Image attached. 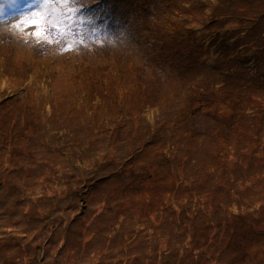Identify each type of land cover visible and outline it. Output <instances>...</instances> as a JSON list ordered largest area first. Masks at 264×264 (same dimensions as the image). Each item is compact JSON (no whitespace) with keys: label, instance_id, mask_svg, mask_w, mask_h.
<instances>
[{"label":"rangeland","instance_id":"obj_1","mask_svg":"<svg viewBox=\"0 0 264 264\" xmlns=\"http://www.w3.org/2000/svg\"><path fill=\"white\" fill-rule=\"evenodd\" d=\"M224 1L115 0L120 33L0 0V264H264V101L234 97L264 48L242 69L226 38L264 0Z\"/></svg>","mask_w":264,"mask_h":264},{"label":"trees","instance_id":"obj_2","mask_svg":"<svg viewBox=\"0 0 264 264\" xmlns=\"http://www.w3.org/2000/svg\"><path fill=\"white\" fill-rule=\"evenodd\" d=\"M72 1H78L75 4L77 6H79V8L74 9L77 12L83 14L86 10L90 9L92 11V16L97 17V21H100V24L103 25V24H106L109 22H113V24H116L117 26L120 27L117 29L118 32L120 31V33H121L123 31L122 26L124 23V19H123L122 15H120L116 11L117 8L114 4L115 0H93V1H91V0H72ZM84 1L86 3H82ZM224 2H226L225 7L222 4H220V6H218L220 11H218V12L221 13L222 11H224L225 16L230 18L232 16V11L234 8L226 0ZM56 4H55V6H56ZM252 8H253V5L249 6V8L245 7V11L252 10ZM56 12L58 14H60L61 11L56 9ZM236 13H237V9H236ZM247 16L248 17H243V16L237 15V16H235V18H236L235 20H227L226 21V27L228 26L227 28H229L228 30H226V33H227L226 38H228V41L231 39L235 43L234 47L236 48L237 54L241 51L243 53H246L245 56L237 57L236 65L240 66L242 69L246 68L247 70H250L251 67L254 65V60H255V66L259 69L260 65L258 66V63H256L258 60L256 58V56H257V53L264 48V37L262 35V33L264 31L261 33L260 28H259V24H257L256 22H253V19L249 15H247ZM209 21L214 23V19L209 20ZM217 34L218 33L208 34V38H210V40H211ZM179 36H181V35L179 34ZM167 37H169V36H167ZM171 39L172 38H170V40ZM172 40H174V39H172ZM153 42H156V44H157V42H159V44L162 45L163 54L161 57L155 58V56L152 55L154 58H151V59L147 58L150 61V63L152 65H155V66L160 65L164 69H166L167 67H172L175 70H171V71L179 72L180 70L177 69V67H175V65H172L173 62L175 63V59L177 58V56L174 55L175 53H177V49L176 48L171 49L170 47H168L169 43L165 44L161 39L154 40ZM150 43H152V41ZM228 45L230 46V48L233 47L232 44H228ZM157 58L160 60L161 63H159ZM197 70H198V68H197ZM240 78L241 77H237L238 91L239 92L237 91V95H235L234 97L237 96L236 98L239 97V99L240 98L248 99V100H246L247 102L249 100H251L248 104H253L251 102H255L254 98H255V95L257 94L259 100L261 99L264 101V83H262L264 80V74L259 73L256 76H251V74H248L245 76V78H243V80L241 82L239 81ZM242 85H243V87L241 88ZM224 95H226V94H224ZM226 96H228V95H226ZM245 104H247V103H245ZM258 104H262V108H263L262 110H264V102L260 101V102H258ZM239 111H240V113H242L243 111L245 112L246 110L242 106V108H240ZM235 112H237V110ZM235 119H231L230 122H234ZM263 119H264V116H263ZM154 124L151 125L152 126V130H151L152 132L155 131ZM149 130L150 129H148V131ZM201 135H203V134H199L198 136H201ZM220 140H221V138L218 141L215 140L214 144L216 145V147H219L221 144L225 143V142L220 141ZM230 148L237 150L238 146L235 145L234 147H230ZM212 150H213V148H212ZM238 151H240V150L238 149ZM212 152L213 151H209L208 155L209 156L212 155ZM224 170L227 171L226 167L224 168ZM223 187L224 186H222V189H223ZM255 192H257V194L261 193V191L259 189L256 190ZM164 203L170 204V205H167V208H172V206H173V203H169L168 200L164 201ZM240 227L243 228L244 226L242 227V225H240ZM105 229H106V226H105ZM105 229H103V230L106 232ZM127 233H129V230L124 228V236ZM129 236H132V235H128L124 239H127ZM174 247H175V252H176V245H172V249H170L169 251H166L165 254H169L171 251H173ZM92 255H93V253H92ZM159 255H160V252H158V256Z\"/></svg>","mask_w":264,"mask_h":264},{"label":"bare ground","instance_id":"obj_3","mask_svg":"<svg viewBox=\"0 0 264 264\" xmlns=\"http://www.w3.org/2000/svg\"><path fill=\"white\" fill-rule=\"evenodd\" d=\"M208 153V152H207Z\"/></svg>","mask_w":264,"mask_h":264}]
</instances>
